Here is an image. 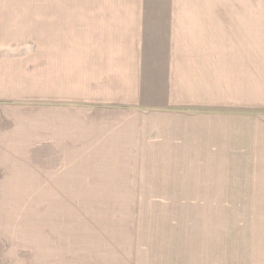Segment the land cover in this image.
I'll return each instance as SVG.
<instances>
[{
    "label": "crops",
    "instance_id": "crops-1",
    "mask_svg": "<svg viewBox=\"0 0 264 264\" xmlns=\"http://www.w3.org/2000/svg\"><path fill=\"white\" fill-rule=\"evenodd\" d=\"M95 3L0 0V264H264L258 59Z\"/></svg>",
    "mask_w": 264,
    "mask_h": 264
},
{
    "label": "rangeland",
    "instance_id": "rangeland-1",
    "mask_svg": "<svg viewBox=\"0 0 264 264\" xmlns=\"http://www.w3.org/2000/svg\"><path fill=\"white\" fill-rule=\"evenodd\" d=\"M96 9L118 11H177L201 16V13L211 14L214 23L211 28H225L227 33L223 41L227 44L230 67H239L237 58L255 59V67L260 78L264 76V0H95ZM98 1V3H97ZM84 4V9H90ZM99 6V8H98ZM104 7V8H103ZM180 21V20H179ZM199 19L191 18L195 25ZM224 30V29H223ZM225 38V41H224ZM243 49V50H242ZM243 52V55L240 52ZM245 55V56H244ZM247 56V57H246ZM251 61V60H250ZM253 63V64H254ZM248 64H250L248 62Z\"/></svg>",
    "mask_w": 264,
    "mask_h": 264
}]
</instances>
